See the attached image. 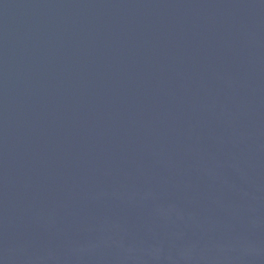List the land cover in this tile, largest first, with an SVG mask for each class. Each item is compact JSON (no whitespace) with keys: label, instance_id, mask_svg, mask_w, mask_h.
I'll use <instances>...</instances> for the list:
<instances>
[{"label":"water","instance_id":"water-1","mask_svg":"<svg viewBox=\"0 0 264 264\" xmlns=\"http://www.w3.org/2000/svg\"><path fill=\"white\" fill-rule=\"evenodd\" d=\"M0 264H264V0H0Z\"/></svg>","mask_w":264,"mask_h":264}]
</instances>
